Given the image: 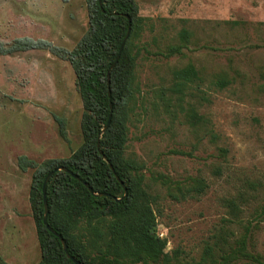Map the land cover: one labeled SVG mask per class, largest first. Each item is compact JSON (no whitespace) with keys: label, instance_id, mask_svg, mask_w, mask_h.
<instances>
[{"label":"rangeland","instance_id":"1","mask_svg":"<svg viewBox=\"0 0 264 264\" xmlns=\"http://www.w3.org/2000/svg\"><path fill=\"white\" fill-rule=\"evenodd\" d=\"M135 1L141 36L132 53L142 94L127 152L145 165L146 183L160 197L154 209L166 252L189 263L208 245L234 246L245 237L246 252L264 262V0ZM92 5L0 0V41L28 37L73 50L89 31ZM183 30L189 42L169 55ZM189 64L201 80L181 101L173 72ZM222 78L230 82L223 89ZM190 108L207 123L191 126ZM83 111L68 61L48 50L0 55V264H38L42 257L29 201L34 170L21 171L18 157L70 158L84 141ZM56 117L66 120L67 139ZM160 177L173 187L202 178L208 188L176 201Z\"/></svg>","mask_w":264,"mask_h":264},{"label":"trees","instance_id":"2","mask_svg":"<svg viewBox=\"0 0 264 264\" xmlns=\"http://www.w3.org/2000/svg\"><path fill=\"white\" fill-rule=\"evenodd\" d=\"M89 1L93 3L90 28L73 50L28 37L15 39L11 45L0 41V55L48 50L68 61L83 101L81 130L84 141L70 158L35 163L25 155L18 157L21 171L34 170L29 201L42 254L38 264H75L64 252L59 238L43 223V183L49 173L61 166L72 175L57 171L49 181L48 223L66 240L70 255L82 264H234L241 258H249L253 264H264L260 257L246 252L245 237L237 239L234 246L219 242L208 245L199 261L189 263L180 262L177 255L166 252L167 242L160 237L154 209L160 197L153 194L146 183L145 165L127 152L129 124L141 106L142 94L135 71L137 57L132 53L133 41L141 36L139 5L135 0H102L101 7L99 0ZM125 15L132 20L131 35L118 64L111 71L109 87L108 71L119 55L129 26ZM180 38L182 43L171 45L169 55L182 52L190 33L183 30ZM173 77L172 90L181 101L191 84L201 80L200 71L193 64L175 70ZM218 84L223 89L230 82L222 78ZM111 104V125L103 132L111 114ZM187 117L193 127L207 123L195 108L188 110ZM56 121L61 137L67 139L66 120L56 117ZM161 180L168 188L169 197L176 201L198 197L208 188L202 178L190 185L177 183L174 187L170 179L162 177ZM121 183L128 190L127 197H124ZM231 206L239 209L235 202H231ZM1 264L7 263L2 261Z\"/></svg>","mask_w":264,"mask_h":264},{"label":"water","instance_id":"3","mask_svg":"<svg viewBox=\"0 0 264 264\" xmlns=\"http://www.w3.org/2000/svg\"><path fill=\"white\" fill-rule=\"evenodd\" d=\"M99 4L100 6L102 7L103 6V2L102 0H99ZM125 17L128 19V23H129V26H128V30H127V34L122 42V45L120 47V51H119V55L117 57V59L115 60V62L113 63V65L110 67V70L108 71V86L110 87V84H111V81H110V75H111V71L114 69V67L118 64L119 62V59L121 57V54L124 50V47L128 41V39L130 38V35H131V30H132V20L131 18L128 16V15H125ZM111 95V93L109 92V96ZM110 108H111V114L109 116V119H108V122H107V125L106 127L103 129V132H105L106 130H108V128L110 127L111 125V121H112V115H113V106L112 104L110 105ZM98 147L100 149V141L98 142ZM100 153L102 154L103 152L100 150ZM111 169L114 171V169L112 168L111 166ZM57 171H64V172H67V173H70L72 175V172L70 170H68L66 167H58L55 171H52L51 173H49L45 180H44V183H43V188H42V191H43V197H44V208H45V214H44V218H43V223L44 225L47 227V229L53 233L56 237L59 238V240L61 241L62 245H63V249H64V252L66 253V255L68 256V258L75 264H82L81 262H79L78 260H76L74 257H72L69 253V250H68V245H67V242L66 240L61 236L59 235L48 223V217H49V204H48V201H47V186L49 184V181L51 180L52 176L55 174V172ZM77 179L78 177L75 176ZM117 177V180L120 181V178L118 176ZM124 187V190H125V196L124 197H127L128 196V190L127 188L124 186L123 183H121ZM88 186V184H86ZM97 196H106L107 194H96ZM117 201H120L121 198H117L116 199Z\"/></svg>","mask_w":264,"mask_h":264}]
</instances>
